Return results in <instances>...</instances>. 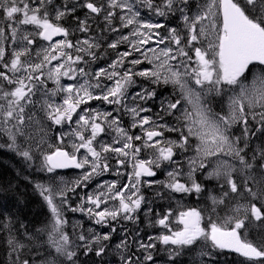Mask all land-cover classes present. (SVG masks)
<instances>
[{"label":"snow or ice","instance_id":"obj_1","mask_svg":"<svg viewBox=\"0 0 264 264\" xmlns=\"http://www.w3.org/2000/svg\"><path fill=\"white\" fill-rule=\"evenodd\" d=\"M138 78L148 86L130 94ZM169 85L158 111L145 106ZM92 101L115 108L86 107ZM57 126L69 130L50 135ZM0 149L46 175L24 178L50 213L34 228L0 212V264H104L109 252L118 264H157L161 250L169 264L216 253L264 264V0H0ZM68 169L82 171L68 180L59 175ZM161 169L166 180L149 179ZM109 173L116 179L77 192ZM154 186L163 190L149 199L142 189ZM189 196L211 203L184 207ZM158 200L169 201L159 212ZM66 212L110 231L77 222L70 235ZM142 213L163 231L142 237Z\"/></svg>","mask_w":264,"mask_h":264},{"label":"trees","instance_id":"obj_2","mask_svg":"<svg viewBox=\"0 0 264 264\" xmlns=\"http://www.w3.org/2000/svg\"><path fill=\"white\" fill-rule=\"evenodd\" d=\"M78 35H80L81 39L85 38L83 34ZM123 49L125 48H120L121 51ZM107 61L108 60L105 59L100 60L96 65L100 66L101 64L107 63ZM167 91H171V89L168 87ZM95 103L101 102L97 101ZM152 107H155L154 103ZM123 116L127 118L128 115ZM18 171L21 175H17ZM25 176H28L35 181L46 179L45 174L33 172L31 169L26 168L21 158L15 153L6 149H0V189H2L0 190V212L12 216L19 215V218L26 224H30L34 228H42L50 220V213L41 197L35 192L33 184L30 183L28 179H25ZM9 185H11V187H9ZM113 223L115 224L116 222ZM122 223L130 229L135 227L130 222L124 223L123 221ZM143 224L144 223H140L138 227L141 236L146 238L149 235L150 230L147 229L145 224L143 226ZM153 229L154 228L152 227V231ZM67 230L68 232H71L69 228ZM3 235L4 233L0 231V236ZM122 235L123 233L119 230V232L113 236V240L109 247L111 248L112 245L118 243L116 240L119 241ZM159 246L160 245H158V248ZM0 255H2V253H0ZM216 257V260L214 262L211 261L209 264H237L241 259L239 256L229 253H217ZM81 259H87L88 264H92L93 261L99 260V258L95 256H91L90 258L81 257ZM109 259H112L114 264H118L117 258L111 252L105 257L104 264H108ZM199 259V255H196L195 257L185 255L177 258L174 264H190V261L195 262L199 261ZM204 259L207 261V258ZM156 261L157 264H169L168 256L164 251L158 252L156 255Z\"/></svg>","mask_w":264,"mask_h":264},{"label":"rangeland","instance_id":"obj_3","mask_svg":"<svg viewBox=\"0 0 264 264\" xmlns=\"http://www.w3.org/2000/svg\"><path fill=\"white\" fill-rule=\"evenodd\" d=\"M127 31L128 30L126 29L125 33H127ZM41 43H43V42H41ZM121 48H125L122 51L127 50L126 49V46H123L122 45ZM114 56H115V53H112V55L108 59H105V60H108L107 63H105V64H101L100 66H98L96 64L93 65L92 66L93 67V70H95L98 67H107V65L109 63V60L111 58H114ZM140 67H151V66L148 65L147 63H145L144 65H141ZM62 82L63 83H71V81H68L66 78ZM142 82H144V83H142ZM142 84L145 87L148 86V84L146 83V81H144L142 78H138L137 79V86L136 87H133L130 90V94L138 91L139 90V86L142 85ZM48 87L49 88H54L55 85L51 81H48ZM168 87L171 89V86L170 85L164 87L163 89L158 88L157 89V93H158L157 99L156 100H153V101H149L148 104L145 105V106L146 107H151L153 109V112L158 111L159 110L158 104H159V99L161 98V93H162L163 96H170L171 95V91H167V88ZM55 99L57 100V102H60L61 97L60 96H57ZM95 102H97V101L90 102V104L87 105L86 107H91V108H94V109H97V110H100V111H112L115 108V106H112V105H107V104H104V103H95ZM153 103L155 104V107H152ZM82 107H85V106H82ZM113 114L116 115L115 112ZM147 114L148 113H144V115H147ZM166 119H169L170 120L171 118H166ZM74 120H75V117H74ZM123 123H124V125L126 127L130 126V124H131V117L130 116H127V118H126L125 116H123ZM68 130H69L68 127H65L64 129H60L57 126L56 128H54L53 133H50V135H54L55 132H58V131H68ZM133 134H139V129L133 130ZM165 135H166V137L171 138V139H176L177 138V134L176 133H166ZM104 139H105V141H108L110 139V136L106 135V136H104ZM136 143L139 144L140 142L137 141ZM149 155H150V150H143L141 152V158H147ZM168 170H171L170 167H169ZM128 171H131V168L130 167L128 168ZM59 175L64 176L68 180H73V179L77 178L80 175V173H74V172L72 174L59 173ZM107 177H109V178H107ZM113 179H116V177H114L111 173H109V174H106L105 176H102L97 181H95L96 179L93 180V183L95 182V185L94 186L89 187L87 189H83L84 190L83 191L84 196L87 195V194H91L93 191H96V185L100 181H103V180H113ZM149 179H155V180H161V181L166 180L167 179L166 172L163 169H161V170L158 171L156 177H152V178H149ZM200 179H203V177L201 176ZM205 182L208 183V184L209 183H213L211 185L209 184L210 185V189H208V186L209 185H205L206 186V191H209V192L215 191V185L214 184H216V181H205ZM157 190H161L162 191L163 189H160L159 186H154L153 188H144V189H142V191L144 192L145 196L147 198H149V199H155L154 194H155V192ZM73 199H74L73 206H75L76 204L79 203V199L80 198L77 199V197H74ZM176 200H180V197L177 196ZM176 200L171 201L172 208L174 209V214H175V210H182V209L178 208L177 203H176ZM204 200H207V199L204 198V197H202L200 200H197L194 196H189V197H184L183 200L181 201V203H182V205L184 207L206 208L208 205L205 204V201ZM72 202H73V200H72ZM168 203H169V201H167V200H164V201L158 200L157 203H155V204L152 205V207L154 208L155 211L159 212V211H162L163 208H166L168 206ZM210 203L211 202L208 201V204L209 205H210ZM71 214H73V212H66L67 218H68V215H69L68 220H69V225H70L69 229L71 230V232H69L70 235H74L73 232H72L71 225L76 224L77 222L82 223L83 226H84V229H89L90 228L89 226H85V223H88V225L95 224L92 220H90L83 213L76 212V213H74V215H71ZM221 215H223V213H221ZM70 219H72V220H70ZM124 223H127V221H124ZM141 223H144L146 225L147 229L150 230L149 235H156L159 232L163 231V229H159V228H154L153 231H152V227H149L148 226V224H147V218H146V216L143 213L141 214ZM144 224H143V226H144ZM91 229H93V228H91ZM77 231H79V229H77ZM95 231H97V233L103 234L105 232L110 231V228L100 227L98 230H95ZM118 232H119V229H118L117 233ZM115 238H117V237H115ZM116 242H119V241L116 240ZM158 249H163V246L160 245ZM161 251H163V250H161ZM216 255H217V253H216ZM209 263H211V261H208L207 260L206 261V264H209ZM108 264H114L113 263V260L112 259H109Z\"/></svg>","mask_w":264,"mask_h":264},{"label":"flooded vegetation","instance_id":"obj_4","mask_svg":"<svg viewBox=\"0 0 264 264\" xmlns=\"http://www.w3.org/2000/svg\"><path fill=\"white\" fill-rule=\"evenodd\" d=\"M69 174H72V173L69 172ZM92 184H93V182H91V184H89V187H90ZM89 187H88V188H89ZM83 191H84L83 189H78V190H77V192L80 193V196H84ZM74 197H77V199L80 198L79 196H73V197H72L73 204H74V199H73ZM71 215H74V213L71 214ZM85 226H89L90 228H93V229H95V230H98V229L100 228V225H96V224H90V225H88V223H85ZM96 232H97V231H96ZM114 235H115V234H114Z\"/></svg>","mask_w":264,"mask_h":264},{"label":"water","instance_id":"obj_5","mask_svg":"<svg viewBox=\"0 0 264 264\" xmlns=\"http://www.w3.org/2000/svg\"><path fill=\"white\" fill-rule=\"evenodd\" d=\"M55 39H60V37H57ZM68 171H80V170H78V169L60 170V172H68ZM230 254H234V253H230ZM234 255H236V254H234Z\"/></svg>","mask_w":264,"mask_h":264}]
</instances>
